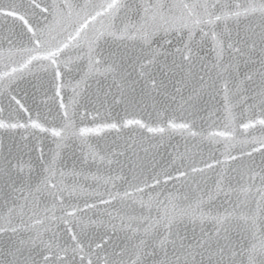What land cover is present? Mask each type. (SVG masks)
<instances>
[{
    "label": "snow or ice",
    "instance_id": "6c2138e0",
    "mask_svg": "<svg viewBox=\"0 0 264 264\" xmlns=\"http://www.w3.org/2000/svg\"><path fill=\"white\" fill-rule=\"evenodd\" d=\"M37 9L41 14H46L47 22L42 25L38 20L34 25L29 19L36 15ZM0 13L6 18L12 17L22 22L30 34L28 41L31 45L21 49L27 53V59L18 68L14 67L11 72L0 75V79L23 72L33 61H47L44 70L52 69L55 83L62 77V54L67 49H75L80 54L77 58L87 61L85 79L93 78L99 82L100 78L107 80L111 77L110 88L115 87L123 98L116 99L113 94V102H126L129 108L136 107L140 101L135 95V81L129 84L131 73L127 68L135 69L138 65L140 74L151 81L154 89L163 88V82L158 84L149 71L158 63L160 55L152 45L159 39L171 44L170 37L175 36L180 41L175 53L181 59L180 63L175 60L172 63L184 73L180 83L187 87L196 81L201 87L193 86L187 98L181 96L183 103L190 109L192 121L176 123L168 120L167 129L187 132L192 138L202 136V132L193 130L200 110L199 100L205 93L212 95L222 91L225 109L232 119H235L232 108L247 103L249 99L252 103L248 111L256 115L255 110L259 109L258 119L253 122V118L249 117V122H241L240 126L247 130L258 124L262 135L253 139L251 151L241 149V154L249 158L253 153L264 154V0H142L140 3H131L129 0H84V3L63 0L61 4L43 7L36 0H30L27 6L23 3H0ZM230 22L234 27L229 26ZM53 32L56 34L52 35ZM197 34L200 35L199 41L195 39ZM205 42L210 44L216 54L212 66L216 70L215 76L209 73L198 55L197 49ZM105 44L114 45L115 48L106 49ZM226 56L228 60H225ZM241 60L258 65L246 75L244 81H239L232 71ZM198 61L204 75L196 71ZM246 84L251 86L247 87ZM61 87L56 85L57 97L60 96ZM175 91L179 94L181 89L176 88ZM108 94L104 93L105 98ZM172 99L175 100V96ZM11 100L23 111H28L16 96H12ZM59 108L62 110V122L50 128L31 118L27 124L0 120V129L30 127L41 133H50L55 138L57 148L50 157L45 158L43 149L39 145L34 146L40 151L38 159L42 173V178L36 184L32 182L31 172L27 176L21 175L24 167L20 166L19 160L14 165L11 159L5 157L0 166V179L11 181L9 187L13 193H18L12 197V206L0 209V235L10 233L18 237V241H12L13 247L8 253L12 259H6L5 264H37L31 256L25 257L24 251L39 246H42V251L38 253L42 256V264H75L77 256L79 264H85V259L87 264H144V257L156 255L157 250L162 256L155 264H264V166H260L258 172L254 162L231 169L239 179L229 178L226 172H221L214 189L198 195L195 200L185 195L183 201L173 194L160 199L159 193L152 195L145 191L146 188L155 190L162 183L173 179L169 172L152 176V183H149L148 179H142V170L141 174H137L129 168L130 179L123 175L116 177L128 185L122 193L108 189L103 193H94L101 205L114 206V202L119 203L122 207L116 209L117 215L113 216L112 212L105 209L106 221L93 220L86 215V210L96 209V203L85 200L81 208L78 203L65 200L66 191L70 196L76 193L74 187L66 184V176L81 174L74 169L66 172L61 168L59 149L66 146L65 141L77 137L85 144L89 134H100L112 129L120 131L121 127L132 125L146 128L149 133L160 134L165 133L166 128L148 126L140 119H126L122 123L102 122L94 127L77 128L74 120L76 112L70 113L69 106L63 103L62 98ZM84 115H87L86 111ZM228 136L227 131H211L204 138L215 140ZM237 159L228 152L225 161H203V167L190 166V171L203 174L206 169L212 170L217 164ZM108 162L112 163L111 160ZM13 172L20 178L19 186L12 179ZM179 175L187 177L189 173L180 171ZM113 179L110 176L105 184ZM233 179H236L235 185ZM115 188V183H112V189ZM221 193L225 197L224 201L213 206ZM145 195L147 200L144 199ZM137 204L142 211L135 210ZM57 211L61 215H57ZM117 219L128 246L109 253L101 243L91 239V229L98 223L103 227L111 225L115 229L114 221ZM209 221L214 228L212 234L204 233L201 228V236L189 239L181 232V225H203ZM58 223L65 226L70 234V242L63 241L54 231L53 224ZM48 233L51 236H47ZM93 243L96 250L92 248ZM102 252L105 254L101 255Z\"/></svg>",
    "mask_w": 264,
    "mask_h": 264
},
{
    "label": "water",
    "instance_id": "95a60500",
    "mask_svg": "<svg viewBox=\"0 0 264 264\" xmlns=\"http://www.w3.org/2000/svg\"><path fill=\"white\" fill-rule=\"evenodd\" d=\"M36 2L43 7L53 3L61 4L63 0H36ZM76 2L84 3V0H76ZM129 2L140 3L142 0H129ZM0 3H23L27 6L30 0H0ZM45 16L46 14H41L37 9L36 15L29 19L34 25L37 20L42 25L47 22ZM229 26L234 27L231 22ZM55 34V32L52 33V35ZM29 35L21 21L12 17L6 18L0 13V75L11 72L14 67L18 68L27 59V53L22 52L21 49L31 46L28 41ZM170 39L172 40L171 44H165L162 39H159L152 45L154 49H158L160 55L158 63L149 71L158 84L163 82V88L154 89L151 81L140 74L141 69L138 65L135 69L127 68L131 73L129 84L135 81L133 85L136 90L135 95L140 101L134 108H129L126 102H113V94L116 95V99L123 98L120 97L115 87L110 88L111 77L107 80L100 78L99 82L93 78L85 79L87 61L78 59L80 54L75 49H67L62 54L60 58L62 77L55 83H53L52 69L44 70L48 64L47 61H33L32 65H29L23 72L0 79V109H3L0 111V120L5 123L27 124L31 118L45 127L59 126L63 119L62 110L59 108L62 98L63 103L69 106L70 113L76 112L74 120L77 128L94 127L97 123L102 122L122 123L126 119H140L148 126L166 128L165 133L160 134L149 133L146 128L132 125L121 127L120 131L112 129L105 130L100 134H89L85 144H82L77 137H71L65 141L66 146L59 149L61 168L66 172H71L74 169L81 173L75 177L66 176V184L74 187L76 193L70 196L66 191L64 193L65 200L74 204L78 203L81 208L84 207L85 200L89 203H96V209L86 210V215L93 220L106 221L105 209L112 212L113 216L117 215L116 209L122 207L119 203L114 202V206L101 205L94 193L96 191L103 193L106 189L122 193L128 185L116 177L123 175L130 179L129 168H132L137 174H141L142 170V179H148L149 183H152V176L165 171L169 172L173 179L168 180L166 184L162 183L155 190L146 188L145 191L152 195L159 193L160 199H164L168 194H173L183 201L185 195L195 200L198 195H202L209 189H214L221 172H226L229 178L239 179L236 172L231 169L254 162V167L258 172L260 166H264V154L253 153L251 158L241 154V149L251 151L250 145L253 139L262 135L261 126L258 124L247 130L240 126L241 122H249V117L253 118V122L259 118L258 108L255 110L256 115L248 111V107L252 103L251 99L247 103L232 108L235 116V119H232L225 109L222 91L212 95L205 93L199 100L200 110L195 118L196 126L193 129L202 132V136L192 138L187 132L167 129L168 120H174L176 123L192 121L193 117L189 115L190 109L183 103L181 96L187 98L193 86L201 87L196 81H192L187 87L180 83L184 73L175 68L172 63L173 60L180 63L181 58L179 54L175 53L176 47L180 46V41L175 36ZM195 39L199 41L200 35L197 34ZM104 47L106 49L115 48L111 44H105ZM197 51L206 69L215 76L216 70L212 66L216 61V54L212 51L210 44L203 43ZM228 59L229 57L226 56L225 60ZM257 67L256 64L245 63L241 60L236 63L232 71L239 81H244L246 75ZM196 71L200 75H204V72L200 70V61L197 62ZM205 79L207 80V76ZM218 83H222V81ZM57 84L62 85L59 97L55 95ZM245 86L250 87L251 85L246 84ZM176 88L181 89L179 94L176 93ZM105 92L109 93L106 98ZM245 95L251 94L246 93ZM12 96H16L28 111L20 109L11 100ZM173 96H175V100L172 99ZM85 111L87 115H84ZM242 112L244 115H241ZM82 115L83 119H81ZM211 131H227L229 136L218 137L215 140L205 139L204 137ZM25 136L28 138L24 139ZM54 139L50 133H41L38 129L30 127L27 129H0V166L3 165L5 157L11 159L14 165L19 160L20 166L24 167V173L21 175L27 176L31 172L32 182L36 184L42 178V173L38 159L40 151L34 146L39 145V148L43 149L44 157L48 158L54 150H57ZM256 146L258 147V145ZM228 152L238 159L217 164L214 169H206L203 174L191 173L190 166L203 167V161H225ZM101 157L104 159L101 160ZM109 160L112 161L111 164L108 162ZM29 164H31V169ZM180 171H187L189 175L187 177L180 176ZM110 176L114 178L113 181L105 184ZM160 178L164 179L162 175ZM12 179L19 186L20 178L15 172H13ZM236 179L232 180L233 185H235ZM112 183H115V189H112ZM10 184L11 181H7L6 178L0 179V209L12 206V197L18 195V193L12 192ZM107 198L105 195V199ZM144 199L147 200V195L144 196ZM205 199L207 200V197ZM224 199L225 197L221 193L214 201L213 206L220 205ZM134 208L137 212L142 211L138 204ZM56 214L61 215L59 211ZM114 223L116 224L115 229L111 225L100 226L99 223L91 229V239L95 243H101L109 253L128 246L124 232L120 231L119 220H115ZM201 228L207 234H212L214 231L213 224L209 221L203 225L199 223L181 225V232L191 239L193 236L199 237L203 234ZM53 229L63 241L70 242V234L62 223L53 224ZM105 233L107 234L105 235ZM47 236H51V233H48ZM13 240L18 241V237H14L10 233L0 235V264H5L6 259H12L8 253L13 247ZM95 243L92 244L94 250H96ZM41 251L42 246L31 250L26 249L24 256H31L37 261V264H42V256L38 254ZM150 251L151 249H149ZM169 252H171L170 248ZM104 254L101 253V255ZM161 256L162 253L159 250L156 255H146L144 264H155ZM92 258L95 260V256ZM197 259L199 260V257ZM75 264H79V256L76 257ZM85 264H87V259H85Z\"/></svg>",
    "mask_w": 264,
    "mask_h": 264
}]
</instances>
